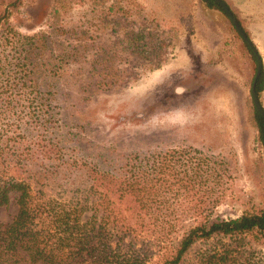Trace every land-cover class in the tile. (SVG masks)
Segmentation results:
<instances>
[{"label":"trees","instance_id":"16d2710c","mask_svg":"<svg viewBox=\"0 0 264 264\" xmlns=\"http://www.w3.org/2000/svg\"><path fill=\"white\" fill-rule=\"evenodd\" d=\"M62 1L53 0L52 16L60 14ZM88 1L114 9L112 0ZM202 1L229 19L216 1ZM23 4L0 0V27ZM232 10L252 39L245 19ZM168 34L145 25L125 39L152 70L164 61ZM43 35L12 34V48L21 38L29 44L0 52V207H15L11 220L0 224V264H191V254L192 264H264V205L236 217L212 215L221 200L208 185V174L217 170L214 157L196 148L138 150L107 163L101 153L85 150L78 132L65 133L52 102L38 91L27 54L26 45ZM263 90L264 65L258 96ZM250 120L264 149V118L253 102ZM194 191L200 192L195 198Z\"/></svg>","mask_w":264,"mask_h":264},{"label":"rangeland","instance_id":"374dc122","mask_svg":"<svg viewBox=\"0 0 264 264\" xmlns=\"http://www.w3.org/2000/svg\"><path fill=\"white\" fill-rule=\"evenodd\" d=\"M52 2L24 0L0 27V52L29 44L21 38L12 48V34H44L26 45L27 54L38 91L66 134L78 132L85 150L107 163L122 161L120 152L199 149L218 161L207 176L213 195L221 196L212 215L230 218L263 207L264 149L250 120L256 61L228 18L202 0H112L111 11L63 0L58 16ZM145 25L167 29L171 39L152 70L125 39ZM259 98L264 106V90ZM14 211L0 207V224Z\"/></svg>","mask_w":264,"mask_h":264},{"label":"crops","instance_id":"0c3cea01","mask_svg":"<svg viewBox=\"0 0 264 264\" xmlns=\"http://www.w3.org/2000/svg\"><path fill=\"white\" fill-rule=\"evenodd\" d=\"M227 2L231 9H235L243 19L247 20L246 24L251 32L252 40L262 55L263 51L260 43L264 45V0H227ZM248 21H251L249 22L251 26ZM256 36L259 40H257Z\"/></svg>","mask_w":264,"mask_h":264},{"label":"water","instance_id":"95a60500","mask_svg":"<svg viewBox=\"0 0 264 264\" xmlns=\"http://www.w3.org/2000/svg\"><path fill=\"white\" fill-rule=\"evenodd\" d=\"M214 1H216L218 4H220V6L225 10L227 16L229 17V20L231 21V23L233 24V26L235 27V29L237 30V32L239 33L241 38L249 45V47L251 48L252 52L255 55V58H256V75H255V78L253 81L251 93H252V98H253V102H254L256 109L258 110L260 115L264 118V106L262 105L260 98L256 92V83H257L259 76L262 73V69H263V65H264V59H263L259 49L257 48V46L254 44L253 40L247 35L245 30L242 28V26L240 25V23L236 19L234 12L231 9V7L229 6V4L225 0H214Z\"/></svg>","mask_w":264,"mask_h":264}]
</instances>
